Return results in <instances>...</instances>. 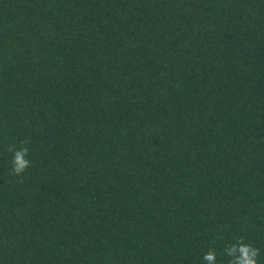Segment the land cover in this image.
Segmentation results:
<instances>
[{
    "label": "trees",
    "instance_id": "trees-1",
    "mask_svg": "<svg viewBox=\"0 0 264 264\" xmlns=\"http://www.w3.org/2000/svg\"><path fill=\"white\" fill-rule=\"evenodd\" d=\"M238 240L264 264V0H0V264Z\"/></svg>",
    "mask_w": 264,
    "mask_h": 264
},
{
    "label": "clouds",
    "instance_id": "clouds-1",
    "mask_svg": "<svg viewBox=\"0 0 264 264\" xmlns=\"http://www.w3.org/2000/svg\"><path fill=\"white\" fill-rule=\"evenodd\" d=\"M9 151L13 152L11 172L13 175H20L31 163L26 158L29 150L27 147H22L19 150L10 148ZM258 251L251 245L244 244L242 240H238L236 244L226 249L227 255L232 258L230 264H257ZM203 258L208 264H214L215 253L209 251Z\"/></svg>",
    "mask_w": 264,
    "mask_h": 264
}]
</instances>
